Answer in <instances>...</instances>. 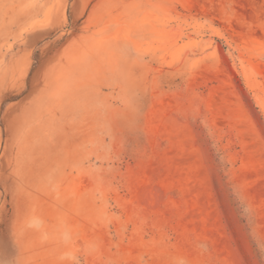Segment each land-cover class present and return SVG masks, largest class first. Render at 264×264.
Masks as SVG:
<instances>
[{"label":"rangeland","instance_id":"rangeland-1","mask_svg":"<svg viewBox=\"0 0 264 264\" xmlns=\"http://www.w3.org/2000/svg\"><path fill=\"white\" fill-rule=\"evenodd\" d=\"M0 264H264V0H0Z\"/></svg>","mask_w":264,"mask_h":264}]
</instances>
